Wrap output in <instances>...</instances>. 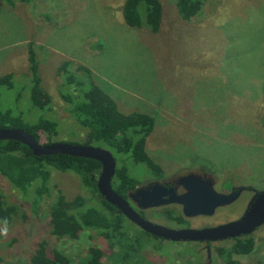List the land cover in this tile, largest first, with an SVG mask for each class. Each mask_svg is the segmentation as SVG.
<instances>
[{
	"label": "rangeland",
	"instance_id": "1",
	"mask_svg": "<svg viewBox=\"0 0 264 264\" xmlns=\"http://www.w3.org/2000/svg\"><path fill=\"white\" fill-rule=\"evenodd\" d=\"M123 1L0 0V75H14L13 87L0 89V106L17 109L28 121L54 120L57 131L51 143L84 144L87 129L67 110L57 74L63 61H70L72 70L81 64L121 111L153 117L145 150L161 165L164 181L174 183L193 173L212 181L218 192L230 187L264 190V0H210L190 20L180 17L177 0H160L162 18L154 33L125 23ZM96 42L102 49H93ZM29 43L36 52L42 87L50 95V106L43 109L32 106L25 85ZM130 169L140 181L138 188L156 181L143 165ZM49 187V194L33 205L32 194L23 201L22 193L0 176L4 198L18 205L12 222L0 223V264H30L35 244L42 239L75 264L88 259L91 246L107 250L95 231L83 230L75 240L49 234V206L59 192L67 198L80 194L87 203L98 201L72 171L53 170ZM253 190H242L212 215L184 217L186 225L154 213L175 208L182 214L178 204L139 208V197L130 203L146 219L167 227L201 228L241 215ZM251 237L252 252L233 258L234 264H264V225ZM224 242L157 239L144 252L160 264L188 256L202 264H226L215 251L226 246Z\"/></svg>",
	"mask_w": 264,
	"mask_h": 264
},
{
	"label": "trees",
	"instance_id": "2",
	"mask_svg": "<svg viewBox=\"0 0 264 264\" xmlns=\"http://www.w3.org/2000/svg\"><path fill=\"white\" fill-rule=\"evenodd\" d=\"M28 2V0H19ZM210 0H177V9L183 20L196 16ZM13 3V0H5ZM122 15L125 23L133 28H145L157 32L162 18L160 0H124ZM91 46V45H90ZM93 49H102L101 42L93 43ZM28 76L25 84L29 86V98L33 107L50 106V95L44 90L39 74V64L32 44L28 47ZM70 61H63L57 74L61 75L60 96L68 105L67 110L75 121L87 129L83 145L106 148L116 160L115 173L111 186L124 199L140 183L130 172V165H143L154 179L164 177L163 169L145 150L146 138L154 127L153 117L145 112H123L114 99L96 85L92 72L84 65L77 64L69 69ZM13 73L0 75V89L13 87ZM23 94H19L18 98ZM17 98V99H18ZM0 128H22L38 143H51L56 134L57 123L47 118L28 121L20 111L13 107L0 106ZM44 142H41V141ZM72 171L80 183L87 188L95 200L87 203L80 194L67 198L59 192L49 206V234L57 239L75 240L83 230L95 231L107 245V250L91 246L89 257L83 264H160L145 256V248L160 239L142 231L130 222L116 206L107 202L96 187L101 170L99 161L91 158L67 154L34 155L30 148L16 140H0V176L9 181L12 187L22 193L23 201L32 194V203L36 205L44 195L50 192L51 172ZM97 195V198L95 197ZM36 213L35 208H32ZM18 211V205L8 202L0 190V223L10 224ZM142 217L143 213L139 212ZM168 222L186 225L184 216L175 208L154 212ZM223 248H216L218 255L226 264H234L233 254L245 256L252 252L254 240L244 235L232 242H225ZM103 258L106 259L103 262ZM30 264H75L57 247L46 239L35 244ZM170 264H202L191 257L174 260Z\"/></svg>",
	"mask_w": 264,
	"mask_h": 264
},
{
	"label": "water",
	"instance_id": "3",
	"mask_svg": "<svg viewBox=\"0 0 264 264\" xmlns=\"http://www.w3.org/2000/svg\"><path fill=\"white\" fill-rule=\"evenodd\" d=\"M0 140H16L27 145L34 155L67 154L71 156L95 159L100 162L101 170L96 180L99 193L135 226L155 237L173 242H204L219 241L227 238L249 235L264 223V190L256 191L248 202L243 214L235 220L215 226L193 228H170L161 223L153 222L134 209L130 201L139 197V208L159 207L166 204L181 206L184 217L197 215H212L220 206L233 202L239 193L229 194L214 189L212 181L190 173L177 179L178 185L185 189L177 194L173 187H165L154 182L129 194V200L124 199L111 186L115 173L116 160L106 148L92 145L71 143H38L22 128H0ZM243 189V187H240Z\"/></svg>",
	"mask_w": 264,
	"mask_h": 264
},
{
	"label": "flooded vegetation",
	"instance_id": "4",
	"mask_svg": "<svg viewBox=\"0 0 264 264\" xmlns=\"http://www.w3.org/2000/svg\"><path fill=\"white\" fill-rule=\"evenodd\" d=\"M154 182H158L159 184H161V185H163V186H165V187H173L174 189H175V192L177 193V194H182V193H184L185 192V189L183 188V187H181L180 185H178V182H172L171 180H169V181H164L163 179H156V181H154ZM153 184V183H152ZM178 188H181L182 190L180 191V192H178ZM253 190L252 188H249V187H245V188H240V187H237V188H232V187H230V189L229 190H227V191H223V192H221V193H225V194H229V193H232V192H237V193H239L238 194V196L237 197H239L240 196V194L242 193V190ZM136 190H138V187L136 186V188L133 190V191H131V192H134V191H136ZM254 192H253V195L255 194V190H253ZM130 192V193H131ZM129 193V194H130ZM252 195V196H253ZM236 197V198H237ZM220 207H222V206H220ZM135 209V208H134ZM136 210V209H135ZM137 211V210H136ZM138 212V211H137ZM244 212V211H243ZM243 212H242V214H243ZM139 213V212H138ZM140 214V213H139ZM141 216V215H140ZM241 215H239L238 217H240ZM238 217H236V218H233V219H230V220H227V221H224V222H222V223H225V222H228V221H231V220H235V219H237ZM145 218V217H144ZM217 224H221V223H217ZM217 224H215V225H217ZM215 225H213V226H215ZM262 225H264V223L262 224ZM212 226V225H211ZM261 226V225H260ZM259 226V227H260ZM206 227H209V226H206ZM257 229V228H256ZM255 229V230H256ZM249 235H251V234H249ZM244 235H241V236H238V237H233V238H227V239H223V240H219V241H214V242H224V241H230V242H232V241H234L236 238H241V237H243ZM190 242V241H189ZM210 241H204V242H200V241H198L197 243H209ZM225 243V242H224ZM242 258V257H244V256H242V255H237V254H233V256H232V260H233V258ZM237 259V261H239ZM233 261H235V260H233ZM236 262V261H235ZM237 263V262H236ZM239 263V262H238Z\"/></svg>",
	"mask_w": 264,
	"mask_h": 264
}]
</instances>
